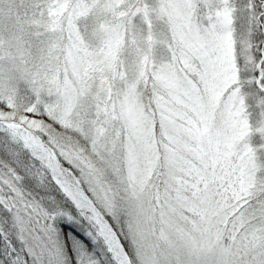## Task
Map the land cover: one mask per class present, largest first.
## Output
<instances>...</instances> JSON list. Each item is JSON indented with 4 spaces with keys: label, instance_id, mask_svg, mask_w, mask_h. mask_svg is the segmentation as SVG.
I'll return each instance as SVG.
<instances>
[{
    "label": "snow or ice",
    "instance_id": "6c2138e0",
    "mask_svg": "<svg viewBox=\"0 0 264 264\" xmlns=\"http://www.w3.org/2000/svg\"><path fill=\"white\" fill-rule=\"evenodd\" d=\"M0 264H264V0H0Z\"/></svg>",
    "mask_w": 264,
    "mask_h": 264
}]
</instances>
